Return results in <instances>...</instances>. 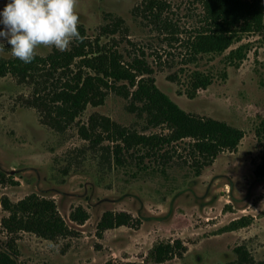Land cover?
<instances>
[{"label":"rangeland","instance_id":"374dc122","mask_svg":"<svg viewBox=\"0 0 264 264\" xmlns=\"http://www.w3.org/2000/svg\"><path fill=\"white\" fill-rule=\"evenodd\" d=\"M8 2L0 0V11ZM202 2L79 0L78 30L87 52L97 46L115 51L124 63L143 56L156 88L185 113L241 131L236 151L220 153L197 175L189 140L152 157L141 147L125 151L102 130L84 139L80 129H87L92 117L139 135L168 133L149 126L140 105L113 90L104 91L101 106H88L74 123L54 130L28 103L39 82L7 74L0 77V173L5 175L0 199L51 200L71 234L55 241L10 235L2 227L8 213L0 206V252L16 264H153L149 253L155 245L180 240L186 248L182 259L163 264H228L237 259L239 247L255 264H264V179L254 176L264 152V24L260 31L236 36L221 53L192 57L188 43L203 27ZM2 42L0 58L11 60L9 45ZM80 44L73 41L67 51ZM56 51L61 52L40 47L36 56ZM194 72L211 77V85L193 92ZM78 207L89 216L81 225L69 219ZM106 212H125L139 225L99 238L97 224Z\"/></svg>","mask_w":264,"mask_h":264},{"label":"trees","instance_id":"16d2710c","mask_svg":"<svg viewBox=\"0 0 264 264\" xmlns=\"http://www.w3.org/2000/svg\"><path fill=\"white\" fill-rule=\"evenodd\" d=\"M202 6L203 27L195 32L188 43L192 57L221 53L231 46L239 34L263 29L264 6L259 0H203ZM87 47L81 43L70 51H56L43 58L35 56L28 64L15 57L8 61L0 58V77L10 74L19 81L30 79L39 82L40 90L28 103L36 109L40 119L54 130L74 123L88 106H101L105 98L104 91H116L125 99L140 105L137 110L146 116L149 126L165 127L168 133L164 136L139 135L117 126L109 119L92 117L88 128L80 129L84 139L89 140L96 131L102 130L107 140L121 143L125 151L141 147L148 149L152 157L166 146L189 140L190 166L197 175L210 166L220 153L236 151L243 133L223 122L182 111L156 88L153 71L143 56L124 63L122 56L115 51L97 46L95 50L87 52ZM74 64L75 69L72 68ZM37 76L42 79L36 81ZM211 83V77L194 72L189 87L197 92L205 90ZM254 176L264 179V152ZM0 181H5L4 174L0 173ZM0 206L8 213V217L2 220V227L10 235L30 233L44 240L55 241L71 234L51 200L30 195L13 204L7 198H2ZM88 218L87 212L81 207L69 216L78 225ZM138 225L139 222L125 212H106L97 224V236L100 238L103 232L119 227ZM185 252L182 242L175 240L158 243L149 256L153 264H163L175 258L182 259ZM235 253L237 259L228 264H255L243 248H236ZM0 264L16 262L8 254L0 252Z\"/></svg>","mask_w":264,"mask_h":264},{"label":"clouds","instance_id":"9594fccd","mask_svg":"<svg viewBox=\"0 0 264 264\" xmlns=\"http://www.w3.org/2000/svg\"><path fill=\"white\" fill-rule=\"evenodd\" d=\"M79 0H9L0 11V52L6 41L11 55L31 63L37 49L67 51L73 41L83 42L78 25Z\"/></svg>","mask_w":264,"mask_h":264}]
</instances>
